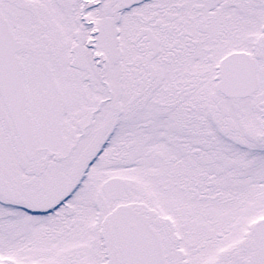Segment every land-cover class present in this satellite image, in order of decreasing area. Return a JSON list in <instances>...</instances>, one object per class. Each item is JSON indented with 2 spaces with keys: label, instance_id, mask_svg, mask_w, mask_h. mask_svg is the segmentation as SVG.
Instances as JSON below:
<instances>
[{
  "label": "snow or ice",
  "instance_id": "6c2138e0",
  "mask_svg": "<svg viewBox=\"0 0 264 264\" xmlns=\"http://www.w3.org/2000/svg\"><path fill=\"white\" fill-rule=\"evenodd\" d=\"M0 264H264V0H0Z\"/></svg>",
  "mask_w": 264,
  "mask_h": 264
}]
</instances>
